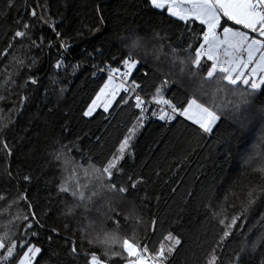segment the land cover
Masks as SVG:
<instances>
[{
  "label": "snow or ice",
  "instance_id": "snow-or-ice-1",
  "mask_svg": "<svg viewBox=\"0 0 264 264\" xmlns=\"http://www.w3.org/2000/svg\"><path fill=\"white\" fill-rule=\"evenodd\" d=\"M143 3L148 12L164 18L177 28H181L183 22L180 36L176 37L173 33V39L160 36L158 31H154L153 39L159 40L161 45L157 48L140 35L139 30L129 29L117 38L118 46L113 50L110 47L112 34L104 35L107 5L100 3L94 9L91 22L82 21L74 30V37L68 35L66 28L60 27L66 17L61 16L59 24L49 19L51 0H36L35 4H31L26 12V16L31 19L13 20L15 30L10 34L8 45L0 50V57L3 58L0 59V71L5 74L2 84L5 87L17 84L14 79L16 75H26V79L18 85L21 90L18 100L11 101V107L5 103L7 112L0 115V132L4 133L0 135V152L5 156H10L15 151L13 144L16 141L10 143L7 133L19 122V115H23L17 105L25 106L31 99L27 95L29 86H35L36 89L41 86L40 80L31 70L26 74L19 72L20 68L25 67L24 60L13 56L12 63H5L9 59L8 54L17 44L27 50L38 48L41 54L45 51L51 53L58 48L61 59L56 60L54 67L59 69L62 60L71 52L72 45L86 42L87 46L81 52L82 61L78 60L75 65L68 64L65 68V71L71 68V74L75 75L84 71L82 63L98 61L90 64L88 72L103 79V85L87 108L82 109V116L94 118V113L101 107L104 113L120 106H123L121 110L129 108L136 111H132L134 123L127 127L116 151L111 157H105L100 167L90 170L93 184L87 199L78 181L70 185L62 175L61 183L57 185L56 199L61 196L67 199L70 196L74 202L68 206V213L72 212L73 207L84 206L87 210V205L98 196L107 197L106 209L101 208L100 211L105 215L112 214L117 228L110 231L103 227L91 230L90 225L82 224L79 229H74L71 224L65 223L64 233L61 235L58 228L52 227L47 233L49 242L55 239L62 240L63 244L57 245L60 250L56 251L50 243L46 253L41 241L45 225L36 213V206L30 195L32 176L23 175L21 183L9 168L4 176L10 187L0 189V202H6L4 209H7L8 216L0 225V264H172V258L178 251L177 246L182 245V240L171 231L166 234L161 232L157 236L156 219L152 220L151 231L146 232L143 238L138 235L135 227L131 233H121L118 227L120 216L116 211L114 198L138 197L141 186L151 179L142 174H129L124 179L126 162L133 155L130 148L137 134V126L142 128L148 122L146 116L150 113L151 117L163 122H175L177 118L183 117L196 126L192 128L190 135L197 140L203 139L215 131L213 126L224 116V106L215 103V97L220 92L231 93L232 96L229 110L241 131V135L237 137V155L247 144L256 124L260 125L257 142L252 145L250 152L242 156L243 166L246 170L252 169L254 176L259 175L260 183L248 188L238 212L233 205V214L229 216L226 201L212 208V219L218 221L220 227L208 244L210 250L204 253L203 264H224L221 250L226 247V242L235 240L240 235L247 236V233H240L239 229L244 227V220L258 195L261 196V203H264V0H143ZM11 4L12 0H8V6ZM45 28L50 30V35H44ZM190 34H196L198 38L191 42L188 39ZM53 35L55 39L52 38ZM165 40L169 41L168 63L174 69L178 67L179 76L175 72H164L159 64ZM149 58L152 59L156 72L148 70L137 76L136 73L146 67ZM26 59L30 61L27 66L31 69L36 60L34 57ZM13 66L17 69L15 73L12 71ZM170 75L173 78H169ZM54 76H59V72ZM50 81L55 95L62 96L66 89L56 90L55 84L59 81L54 77H50ZM213 81V98L211 102H205L198 93L203 91L204 85ZM49 87L44 86V103L39 105L40 110L47 107L46 115H51L56 107L48 95ZM11 94L9 91L7 96L0 95V102L7 101ZM204 95L207 96L206 93ZM0 113H4L3 108H0ZM225 147L226 151L233 152L231 144ZM46 149L49 162L62 163V173L69 166L76 167L71 153L83 155L79 144L73 141L63 143L61 139H52ZM0 162L6 161L0 158ZM71 176L75 178L76 173L72 172ZM146 198L140 197L141 204ZM13 208L16 209L15 212L12 211ZM205 208L208 209L209 205H205ZM4 209H0V216ZM68 213L61 212V215L67 216ZM46 215H51V210ZM129 218H137L135 204L130 206L125 217L126 220ZM139 222L141 221L137 220ZM259 222L264 226V212L260 213ZM77 230L80 232V244L74 239ZM262 242L264 231L251 240L250 246L248 240H240L239 250L234 249L235 255L229 256L227 264H247L248 251L254 252L257 244ZM61 253L65 257H71V261L64 259ZM52 257H55V261ZM261 264H264V254Z\"/></svg>",
  "mask_w": 264,
  "mask_h": 264
},
{
  "label": "trees",
  "instance_id": "trees-1",
  "mask_svg": "<svg viewBox=\"0 0 264 264\" xmlns=\"http://www.w3.org/2000/svg\"><path fill=\"white\" fill-rule=\"evenodd\" d=\"M35 2L36 0H12L11 6H8V0H0V50L8 45L10 34L15 30L13 20L31 19L26 16V12ZM98 3L107 5L105 9L107 24L104 35L112 34L113 41L110 47L113 50L118 46L117 38L129 29L139 30L140 35L157 48L161 45L159 40L153 39L154 31H158L160 36L172 37L173 33L176 37L180 36L183 22H181V28H177L164 18L153 15L147 11L143 0H51L49 19L59 24L60 17H66L67 19L60 27L66 28L68 35L74 37V30L81 25L82 21L91 22ZM50 34V30L45 28L44 35ZM37 35L39 36L40 33ZM52 38L55 39L54 35ZM172 38L175 39V37ZM197 38L196 34H190L188 37L191 42ZM168 42V40L164 41L159 64L164 72L169 74L175 72L176 76H179L178 67L174 69L168 63ZM86 46V42L72 45L71 52L67 54L66 59L62 60V66L59 69L54 67L56 60L61 59L58 48L53 49L51 53L45 51L41 54L38 48L27 50L17 44L8 54L9 59L5 61V63H12L13 56L24 60L25 67L20 68L19 72L26 74L31 70L40 80L41 86L38 89L35 86H29L27 95L31 99L25 106L17 105L23 115H19V122L7 133L10 143L13 140L16 141L13 144L15 151L10 156L0 152V158L6 161L0 162V189L10 187L4 176L9 168L13 176L19 177L21 183L23 175L32 176L30 195L32 203L36 206V213L45 225L41 241L46 253L50 243L56 251L60 250L57 245L63 244L62 240L54 239L49 242L47 233L52 227L58 228L61 235L64 233L65 223L71 224L74 229L87 224L90 225L91 230H99L100 226L97 222H102L104 230L110 231L117 228L114 216L102 214L100 211L101 208L106 209L107 197L103 195L89 203L87 210L84 206H80L74 207L72 212L68 213V206L74 202L70 196L67 199L63 196L56 199L57 185L61 183L62 175L68 181H74V177L69 176L72 167L69 166L68 170L62 173V163L49 162L47 158L46 146L52 139H61L63 143L73 141L79 144L83 155L75 152L70 155L76 163L74 172L80 173V176L75 178L81 184H85V179L81 178L84 175L83 171L100 167L105 157H111L119 146V140L123 139L127 132V127L134 123L131 114L136 110L129 108L121 110L123 106L113 107L109 113L99 109L94 113V118L82 116V109L87 108L103 85V79L88 72L90 64L98 61L82 63L81 67L84 71L77 72L75 75L71 74L73 71L71 68L67 71L65 68L68 64L75 65L78 60L82 61L81 52ZM26 57H34L36 60L31 69L27 66L30 61ZM0 59L3 58L0 57ZM148 70L156 72L151 58L146 62V67L136 75H143ZM12 71L15 73L17 69L13 66ZM57 72L59 76H54ZM156 74L159 75L158 72ZM104 76L106 78L105 74ZM50 77L59 81L55 84L56 90L66 89L62 96L55 95ZM4 78L5 74L0 71V95L7 96L9 91L12 94L7 101L0 102V108L4 109V113L0 115L7 112L5 103L11 107V101L18 100L21 93L18 85L26 79V75L14 76L17 84L7 87L2 84ZM169 78L173 77L170 75ZM45 85L50 86L48 95L52 98V103L56 104L51 115H46L47 107L43 110L39 108V105L44 103L42 96ZM180 90L185 91L184 88ZM214 90L215 81L204 85L203 91L198 95L205 99V102H211ZM205 93L207 96L204 95ZM231 100V93L220 92L215 97V103L224 106V116L217 125L213 126L215 131L207 134L203 139L197 140L190 135L192 128L196 126L191 125V122L183 117L177 118L175 122H155L156 119L149 113L145 118L148 122L142 128L137 126V134L130 148L133 155L126 162L124 179H127L129 174H142L151 179L146 185L141 186L138 197L114 198L116 211L120 216L119 231L131 233L135 227L138 235L143 238L146 232L151 231L152 220L156 219L158 221L157 236H160L161 232L166 234L171 231L182 240V245L177 246L178 251L172 258V264H203L204 253L210 250L208 244L220 227L218 221L212 219V208L226 201L229 216L233 214V205L238 212L242 200L247 196L248 188L260 183L259 175L254 176L252 169L246 170L243 164L237 162L238 155L235 150L239 147L237 137L241 135V131L238 130V125L229 110ZM257 130L260 131L259 124L255 126L254 131ZM3 134L0 132V135ZM249 139L248 137V141ZM228 144L232 145L233 152L226 151L225 146ZM69 184L74 185L75 181ZM90 187L91 184L84 187L86 197ZM189 193L192 195L189 196ZM140 197H147L143 204ZM4 203L6 202H0V209H4ZM132 204L136 205L137 218L126 220L125 217ZM205 205H209V208L206 209ZM49 210L51 215H46ZM12 211L15 212L16 209L13 208ZM61 212L68 214L61 215ZM261 212H264V203H261V196L258 195L244 220V227L239 229L240 233H247V236L240 235L235 240H228L226 247L221 250L224 264H227L229 256L235 255L234 249L239 250L240 240H248L250 246L251 240L259 236L262 231L260 228H264L259 222ZM7 218V209H4L3 215L0 216V225ZM137 220L141 222L137 223ZM69 235L72 233L69 232ZM74 239L77 244L81 243L78 230ZM85 247H87L86 240ZM262 254H264V242L257 244L254 252L248 251L247 264H261ZM61 256L71 261V257H65L63 253ZM52 260L55 261V257H52Z\"/></svg>",
  "mask_w": 264,
  "mask_h": 264
},
{
  "label": "rangeland",
  "instance_id": "rangeland-1",
  "mask_svg": "<svg viewBox=\"0 0 264 264\" xmlns=\"http://www.w3.org/2000/svg\"><path fill=\"white\" fill-rule=\"evenodd\" d=\"M222 31V30H221ZM152 60V59H151ZM91 103V102H90ZM99 109H102L103 110V108L101 107V108H98L97 110H99ZM246 131V130H245ZM259 135H260V131H254V132H252V134L249 136V141L247 142V144L243 147V149L241 150V153L238 155V158H237V162L238 163H240V164H243V160H242V156L244 155V154H246L247 152H250L251 151V148H252V145L253 144H255L256 142H257V138L259 137ZM253 167H255V165H253ZM75 171V168H72V170H71V173L72 172H74ZM78 171V170H77ZM71 173H69V176L70 177H72L71 176ZM82 174V173H81ZM83 176H81V178H84L85 179V184H81L80 182V185L83 187V189H84V187L85 186H87V185H89V184H93V178H92V176L90 175V171H83ZM77 176H80V173L79 172H76V176L75 177H77ZM74 179V181H75V183H76V181H77V178H73ZM74 181H71V180H69V182H74ZM86 199H87V197H85ZM74 208V207H73ZM84 209H85V207H84ZM104 221V220H103ZM102 223V222H101ZM101 223H99V222H97V225L98 226H100V228L101 227H103L102 225L103 224H101ZM262 227H264V226H262ZM260 230H264V228H260Z\"/></svg>",
  "mask_w": 264,
  "mask_h": 264
},
{
  "label": "built area",
  "instance_id": "built-area-1",
  "mask_svg": "<svg viewBox=\"0 0 264 264\" xmlns=\"http://www.w3.org/2000/svg\"><path fill=\"white\" fill-rule=\"evenodd\" d=\"M105 75L107 76V74L105 73ZM156 119V118H155ZM158 120H155V122H157Z\"/></svg>",
  "mask_w": 264,
  "mask_h": 264
}]
</instances>
